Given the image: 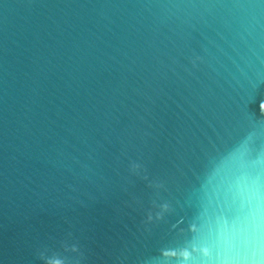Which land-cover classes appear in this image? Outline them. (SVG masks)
I'll list each match as a JSON object with an SVG mask.
<instances>
[{
	"label": "water",
	"instance_id": "obj_1",
	"mask_svg": "<svg viewBox=\"0 0 264 264\" xmlns=\"http://www.w3.org/2000/svg\"><path fill=\"white\" fill-rule=\"evenodd\" d=\"M0 264H264V0H0Z\"/></svg>",
	"mask_w": 264,
	"mask_h": 264
}]
</instances>
